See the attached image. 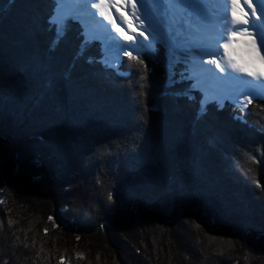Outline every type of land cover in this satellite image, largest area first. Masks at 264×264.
<instances>
[{
  "label": "trees",
  "instance_id": "trees-1",
  "mask_svg": "<svg viewBox=\"0 0 264 264\" xmlns=\"http://www.w3.org/2000/svg\"><path fill=\"white\" fill-rule=\"evenodd\" d=\"M55 7L0 0V264H75L71 249L81 243L62 239L50 219L86 229L131 201L146 209L142 221L118 222L104 248L131 247L147 257L141 264L241 262L208 248L211 238L191 226L177 232L153 217L194 200L264 253V99L202 108L189 83L167 86L160 44L138 55L143 64L123 56L109 68L101 43L84 42L81 22L68 20L58 35Z\"/></svg>",
  "mask_w": 264,
  "mask_h": 264
},
{
  "label": "rangeland",
  "instance_id": "rangeland-1",
  "mask_svg": "<svg viewBox=\"0 0 264 264\" xmlns=\"http://www.w3.org/2000/svg\"><path fill=\"white\" fill-rule=\"evenodd\" d=\"M67 1L71 2V4H73L72 0H67ZM155 2H157V0H155ZM165 2L168 3V0L167 1L165 0ZM171 2H172V0H169V4ZM195 2L197 3V5L200 8V19L195 21L197 28L200 29L199 32H197V30L189 28L187 25H185L183 20L180 18V16L177 14L175 16L173 14V12H171V10L167 6H165V8H164L165 9L164 10L165 16L164 15L159 16L157 14V11L152 10L150 8L143 7L144 9L142 10L143 13L149 17V19L146 20L145 25L149 28L151 33H157L158 32L160 34H162V33L166 34V32L168 31V22L167 21L170 20V17L172 16V19L175 23V27L171 28L172 35H170L169 38L166 37L165 38L166 40L164 39L163 42L162 41H156V42L148 41V42H146V41H142L136 37V40L133 43V42L120 40L118 34L115 33L113 28L109 32V35L111 37L115 38L119 43L131 44L130 47H128L124 50L125 51H132L134 56H138V55L146 53L148 51H153V50H155L154 45L160 44L159 51L162 52V54L165 57V61H166L164 66H162V67L167 71V78H168L166 81L167 86H174V85L178 84L179 81L183 80V81L189 83L188 90L190 92L189 95L191 97H194L192 92L196 91L199 88H191L190 87V84L192 83V78L190 77L191 76V73H190L191 67L186 68L187 64H188V66H190V63H187V61L182 59V57L178 53V47L176 45H178L180 48H182L185 44L188 43L186 40H191V41H195V42L202 41V43L204 44L205 47L208 46L210 50L212 49L211 51H216V50H217V52L219 51V53L216 52L218 59H220L224 53V49L222 47V45L224 43L221 42L218 45H213V43H211L209 38H205V39L201 38V36H202L201 34H207L208 33V29H206V26H207V19H208L209 15H211L212 17H217V18L221 17L218 15L220 8H218L216 0H195ZM249 12H250V10H249ZM113 16L116 17V19H117V17H119L118 13H116L115 10H114ZM96 18H100L101 21H106L102 17H96ZM96 18H94V19H96ZM54 20H55V16H54ZM90 20H93V19H91V17H88V18L84 19L83 21H79V22H81L82 27L84 25H86L88 27V25L90 26V24H92V22H93ZM76 21H78V20H76ZM183 26H185V27H183ZM121 28H123V27H121ZM211 30H213V29H211ZM83 31H84V27H83ZM89 32H91V31H89ZM244 37H246V39H249V40L254 38V40H255L254 52L256 51L254 54L255 55L254 57L257 56L256 57L257 59L259 57H264V49H263L264 44H261L259 37L258 36L252 37L249 35H247V36L245 35ZM196 39H197V41H196ZM206 40L209 41V43L208 42L205 43ZM103 41H104V39H102V38H101V41H99L101 43V50H102V54H103L102 62L106 66H108L109 68H115L116 69L118 67V65L120 64L122 57L124 55L122 53L117 55V49L109 47L110 42L107 44V48L106 47L104 48ZM195 42L189 43V44L195 45L196 44ZM142 45H143V47H142ZM251 46L253 47V44ZM257 46H259L261 49L258 50ZM134 49H139V51H135ZM244 51H245V53L243 51L239 52V55H241V57L247 56L246 50H244ZM234 54H236V53H234ZM236 55H238V53ZM184 64H186V65H184ZM212 67H213V69H215L214 65H212ZM215 70H217V69H215ZM180 76H181V78H180ZM175 94H177V96H180L181 94H185V93L184 92L181 93V91H180V92L175 93ZM247 95H251V94H247ZM253 98H258V97H256L254 95ZM228 99H231V100L233 99L242 107H245L246 104H248L243 100V97H236V98L228 97ZM211 100H215V99L211 98ZM221 100L220 99L218 100L219 104H221ZM206 104H209V102H205L204 98H202L201 99L202 108H204ZM17 159L18 158L16 156V160ZM33 165H35V164H33ZM157 171L159 172L160 169L158 170L157 168H154V171H151L149 173H151V175L155 176ZM23 175H25V174H23ZM42 176L43 175H37L35 177V182L40 181ZM19 181H20L21 186L24 187L26 185L24 176L19 177ZM126 184H128V183H126ZM131 184H133V186H134V183H131ZM144 186L148 187V185H144ZM34 187L32 185L27 184L25 190L32 192L36 189V187L35 188ZM48 188L51 189V186H48ZM141 188H143V185H141ZM125 190L126 189H124V188L122 189L123 192H125ZM4 201L2 200V203ZM130 203H131V205H130L129 209L124 211V213L121 214L118 212V216H119L118 218H115L113 220H109L111 218L110 216L113 215L112 213H109L107 215L106 219L103 221H100L98 224H89V223L86 224L85 226L89 227L86 229H84L83 227L72 226L70 224L60 222L57 220V218H54V217H52L50 219L55 230L60 231L58 233L61 234L62 239L65 238L67 240H75V241L81 243V244H77V245L74 244L72 249H71L72 250L71 251L72 257L74 259H76L75 264H80V263L81 264H91V263L95 264L94 259L97 262H100V264H120V261L123 264H141L144 261V259L147 258V257H145L143 259V261H141L142 260L141 257L136 255L135 253H133V249L131 247L128 248L124 244L123 245L121 244L120 249H117V250L113 249V247L112 248H104V246L107 244L109 239L115 243L116 237L120 234L119 232L121 230V227L117 224L118 222L121 221L120 223H125V222H123L125 220V218L128 219L130 217L131 218H137L136 220L142 221L141 216L139 214H142L143 210L146 211V209H144L143 206H141V205H137L136 201H131ZM201 205L202 204L198 200H194V201H191L189 203L187 202L184 205V208L180 209L178 211H172V210H169L167 208H164V211H163L164 213H162L160 210H155L154 212L156 214H153V217L156 219H159L160 222H164L167 226H170V224H175V228H177L176 229L177 232L183 233L182 229L185 228V226H191V229H190L191 234L195 235V234L203 233V234L207 235V238H211V240H212L210 242L211 244L209 243L208 246H210V247H208V248H215V246H217L218 249L223 251V252H221L222 257L227 255V256H230V258L232 257L236 260L240 259L241 262L237 263V264H260L261 262L263 263L264 253H262V252L256 253L250 247V246H253V242H252L253 240H250L248 238H243V239H247V240L246 241L243 240L239 243V241L237 240V237H236V236L239 237V235H237L233 229L228 228L229 226L228 227H222V225L217 224L214 219L212 220L208 216V215L211 216V214L208 213L206 210H204ZM56 206H58V204ZM135 210H136V212H135ZM149 211H153V210H149ZM177 216H180V217H177ZM1 218H3V214L0 213V220H1ZM179 221H181V223L183 224L182 227L178 226ZM168 228L170 229V227H168ZM244 233H246V232H244ZM255 239H258V238H255ZM199 245L198 244L195 245L197 248L196 250H198V248L202 247L201 244H199ZM258 246H259L258 247L259 250L264 251V237H263V239L260 237V239L258 241ZM200 252H201V250H200ZM101 254L104 255V260H103L104 262L103 261L101 262ZM250 254H255L256 255L255 259H249L251 256ZM119 258H120V261H119Z\"/></svg>",
  "mask_w": 264,
  "mask_h": 264
},
{
  "label": "snow or ice",
  "instance_id": "snow-or-ice-1",
  "mask_svg": "<svg viewBox=\"0 0 264 264\" xmlns=\"http://www.w3.org/2000/svg\"><path fill=\"white\" fill-rule=\"evenodd\" d=\"M72 2L74 6L70 10H66L65 5L67 0H56L54 22L57 25L58 34L60 31H65L67 29V22L69 19L83 21L88 17L93 19L96 17H102L112 26L120 40L134 43L136 37L129 35L128 32L117 24L116 17L113 16L114 9L115 12L118 13L119 19L122 20L131 31H138L139 28H144V31L139 32V36L142 37L144 41L148 42L149 37L152 36V33L145 35V32L147 31L145 22L149 17L143 13L142 10L144 6L141 5L138 0H72ZM224 4L227 6L228 10L226 14L221 17L224 21L223 27L225 29L228 27V16L230 15L231 24L250 25L254 31L249 32L248 28H244L242 31L247 32L248 35L252 37L258 36L261 44H264V0H260L259 4H254L253 0H224ZM167 7L174 14L179 15L185 25L198 31L195 21L200 19V8L195 0H172ZM245 7L251 12V21L248 19L249 12L245 11ZM122 9H127L131 14L132 19H129V15L126 14L125 11H122ZM133 20L138 21L137 28L132 27ZM83 27V40L85 43L93 40H100L102 38V33L98 30L89 32L86 25ZM231 35L232 34L230 33L229 36ZM104 38L110 41L109 47L117 49V55L122 53L124 56L139 60V63L141 64L144 63V61L140 60L138 56L133 57L132 51L124 50L130 47L131 44H121L110 35ZM221 38H223L222 32L216 37V39L219 40ZM209 39L211 40V38ZM252 44L254 50V39ZM222 47L224 53L220 59L217 58V54L214 51H207L204 53V55L207 56V60L201 58L199 64L203 67L199 70L194 66L190 87L202 88L207 91L208 89L205 88V85L208 81L204 73L205 71H212L207 68L208 65H214L219 74H222L224 80L230 79L235 85L246 88L251 95H243V93H241V95L246 103H252L253 96L261 95L262 93L257 92L253 87H249V85L254 82L264 84V57H259L258 59L254 56L247 58L240 57L234 54V50H232L231 44L227 40ZM134 50L139 51V49ZM234 73L244 74V76L253 79L251 81H246L243 76L233 75ZM213 87H215V85H213ZM111 198L112 196L109 194V199ZM45 231H47V229H45Z\"/></svg>",
  "mask_w": 264,
  "mask_h": 264
},
{
  "label": "bare ground",
  "instance_id": "bare-ground-1",
  "mask_svg": "<svg viewBox=\"0 0 264 264\" xmlns=\"http://www.w3.org/2000/svg\"><path fill=\"white\" fill-rule=\"evenodd\" d=\"M138 2L141 5H143L145 8H150L152 10L157 11V14L159 16H161V15L165 16V12H164L165 9L164 8H165V6L169 5V0H168V3L165 2V0H157V2H155V0H138ZM216 2H217L218 8H220L218 15L223 17L228 10L227 6L224 4V0H216ZM253 3L259 4L260 0H253ZM73 6L74 5L71 4V2L67 1L65 8H66V10H70ZM122 11H125L126 14L129 15V19H132L131 14L128 12L127 9H122ZM245 11L249 12L247 7H245ZM113 13H114V10H113ZM258 14H259V10H258ZM174 15L176 16V14H174ZM221 17L217 18V17H212L211 15H209V17L207 19V26H206V29H208V33L207 34H201L202 35L201 38H204V39L205 38H211L210 41H211V43H213V45H218L221 42L225 43V41L227 40L228 42H230L231 48H232V50H234V53H236V54L238 53V56L241 57V55H239V52L243 51L245 53L244 50H246V52H247L246 53L247 56L245 58H247L249 56H255L254 54L256 51L254 52L253 47L251 46L254 38L251 40L246 39V37H244V36L245 35L247 36L248 33L242 31V29H244V28H248L249 32L254 31L250 27V25H239V24L233 25V24H231V17L229 15L228 16V27L225 29L223 27L224 21L221 19ZM91 19H93V18H91ZM248 19L250 21L252 19L251 12H249ZM90 21H93V22H92V24H90V26L88 25L87 30L88 31L98 30L99 32H101L102 33V39H104L103 46H104V48L105 47L107 48V44L110 41L105 39L104 37L109 36V32L111 31L112 26L107 21H101L100 18H96V19H93ZM116 22L121 27H123L126 30V32H128L130 35H133V36L137 37L138 39L144 41L143 38L139 36V32L144 31V28H139L138 31H131L129 29V27L122 20L119 19V17H117ZM167 22H168V31L166 32V34H164V33L160 34L158 32L152 33V36L149 37V41L154 40V41H162L163 42V40L166 37L169 38V36L172 35L171 28L175 27V23L172 19V16L170 17V20H168ZM132 27L137 28L138 27V21L133 20ZM145 27L147 28L145 35H148V33H151V31L149 30V28L146 25H145ZM183 27H185V26H183ZM211 29H213V30H211ZM199 31H200V29H198L197 32H199ZM221 32L223 33V38L217 40L216 37H218ZM230 33L232 34L231 36H229ZM186 41L188 43L185 44L182 48H180L178 45H176V46L178 47V53L182 57V59L187 61V63H190V66H189V67H191V72H190L191 76L190 77L192 78L194 66L197 67V70L202 68L203 66H201L199 64L201 58H203L204 60H207V56H205L204 53L207 51H211L212 49L210 50L208 46L205 47L204 44L202 43V41H198V42L191 41V40H186ZM196 41H197V39H196ZM193 42H195L196 44L195 45L189 44V43H193ZM207 42L209 43V41L206 40L205 43H207ZM257 49L260 50L261 48L259 46H257ZM214 52H217V50ZM217 53H219V51ZM187 66H188V64H187ZM207 68L212 70V71H205V73H204V75L208 81L207 84L205 85V88H207L208 90L205 91L204 89L199 88L201 91L204 92L205 102H210V101H217L218 102L219 99L220 100L222 99L221 100V104H222L223 101H226L228 99V97H232V98L242 97L241 93H243V95L251 94L250 92L247 91L246 88H242V87L235 85L234 82L231 81L230 79L224 80L222 78V74H219L218 70L213 69L212 65H208ZM233 75L243 76L244 80H246V81H251L253 79L251 77L244 76V74H235L234 73ZM213 85H215V87H213ZM249 87H253L257 92L262 93L261 95H255L256 97L264 98V84H260L259 82H254L253 84L249 85ZM211 98L215 99V100H211ZM216 158H218V157H216Z\"/></svg>",
  "mask_w": 264,
  "mask_h": 264
},
{
  "label": "water",
  "instance_id": "water-1",
  "mask_svg": "<svg viewBox=\"0 0 264 264\" xmlns=\"http://www.w3.org/2000/svg\"><path fill=\"white\" fill-rule=\"evenodd\" d=\"M58 35L61 36L62 35V31H60Z\"/></svg>",
  "mask_w": 264,
  "mask_h": 264
}]
</instances>
